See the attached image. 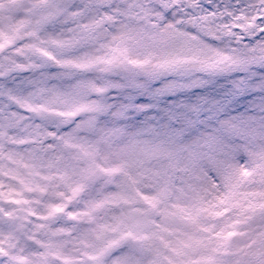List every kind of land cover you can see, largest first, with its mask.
Returning <instances> with one entry per match:
<instances>
[{"label":"snow or ice","instance_id":"snow-or-ice-1","mask_svg":"<svg viewBox=\"0 0 264 264\" xmlns=\"http://www.w3.org/2000/svg\"><path fill=\"white\" fill-rule=\"evenodd\" d=\"M205 3L207 7L204 3L200 5L205 15L215 14L221 7L213 0H205ZM125 13L114 11L108 2L34 0L19 27L10 25L0 32V144L32 147L23 137L11 134L19 116L29 112L32 118L42 122L35 130L38 139L33 143H39L44 151L57 143L70 145L73 137L61 136L63 128L71 132L72 126L89 120L99 111L98 106L89 102L93 97L99 101L106 95L104 84L77 78L87 73L107 74L124 66L129 71L157 77L152 81L153 85L159 84L163 88L171 83L164 73L182 70L189 63L211 66L243 58L264 67V16L257 18V27L250 30L255 35L251 36L234 30L231 36L217 32L207 40H199L195 32L159 24L154 17L149 18L152 26L144 33L128 28L118 33L108 32L110 25L116 22L115 16ZM183 22L182 19L180 23ZM57 25L62 31L51 32L50 29ZM236 35H240L238 41ZM224 39H228L229 45L235 43V47L221 48L216 43H209ZM138 47L142 51L138 58H133ZM36 73H39L38 77ZM261 79L264 81V77ZM55 80L72 83L60 87L51 84ZM239 93L240 89L234 88L219 99H210L204 94L188 111L173 114L168 124L173 139L183 137L185 131L215 121L212 130L194 139L190 154L179 161L185 168L198 172L203 167L201 140L211 151L219 153L228 144L230 136L238 131L229 112L242 99ZM245 94L251 93L246 90ZM169 95L177 93H162L158 98ZM147 98L152 100L155 97ZM58 106L59 111H55ZM56 117L70 118V123L64 124L59 131L44 123ZM177 121L179 128L174 127ZM9 158L28 165L38 162V153L33 157L32 154L14 152ZM214 170L217 175H211ZM109 171L116 173L118 169H103L105 175ZM204 171L211 179L209 194L205 198H185L169 204L165 202L166 190L158 188L152 195L140 192V207L115 217L111 224L97 219L95 209L100 204H92L82 210L83 218L90 225L87 229L80 227L77 213L68 205L50 204L43 217L27 209L18 215V207L27 206L29 202L17 198L20 196L18 192H9L7 196L0 192V198L7 204L0 207V225L7 229L10 238H23L27 243L32 234L30 227L32 230L43 228L38 221L61 214L74 225L77 238L84 244L81 261L72 260L56 247L48 252L38 247L29 255L17 256L0 246V264H30L32 256H47L49 252L56 257L52 264H264V192L253 194L254 200L238 202L236 191L238 177H248L252 173L247 169L225 171L213 158H209V167ZM20 174L28 175L24 170ZM112 179L120 180L123 176H113ZM217 180L220 183H216ZM24 187L32 191L29 184L25 183ZM129 191L130 185H127L121 191L109 192L105 199L127 202ZM80 192L81 187H72L66 198L71 200ZM51 237L58 240L56 229L52 230ZM2 243L3 237L0 236ZM35 243L39 245L38 241Z\"/></svg>","mask_w":264,"mask_h":264},{"label":"rangeland","instance_id":"rangeland-1","mask_svg":"<svg viewBox=\"0 0 264 264\" xmlns=\"http://www.w3.org/2000/svg\"><path fill=\"white\" fill-rule=\"evenodd\" d=\"M33 2L34 0H0V32L7 30L10 25L19 27ZM72 2L74 0H65V3ZM90 2L110 3V0H90ZM150 4L151 0H146L145 8L150 7ZM253 14L250 22L256 23L258 17L264 16V5L261 11H253ZM247 16L251 17V14ZM120 25L124 27V23ZM244 28L239 29L238 32ZM120 29L117 31L120 32ZM50 31L60 33L62 29L57 25ZM107 31L111 32L112 29L108 28ZM238 38L240 39V36ZM139 53L138 47L137 55L133 58H138ZM249 64L252 65L251 68ZM188 65L192 66L191 71L198 72L201 76H209L202 83L205 91L204 89L191 92L174 90L168 73H164V76L171 83L161 88L159 84L152 83L157 77L140 71H129L124 66L116 67L107 74L95 72L103 81L106 95L102 96V100L92 99L89 102L99 107V111L89 120L72 126L71 132L68 128H63L61 136L73 137L68 146L57 143L47 151L42 150L39 143H33L38 139L34 134L35 130L42 122L32 118L29 112H24L17 119L11 134L23 137L26 143L32 144V147L20 148L0 144V192L5 196L9 192H18L20 196L17 198L29 202L27 206L22 204L18 207V215L27 209L36 211L43 217L46 216L50 204L68 205L77 213L80 227L87 229L90 225L83 218L82 210H87L92 204H100V207L95 209L97 219L107 223L115 217L133 211L134 208L138 209L140 192L152 195L158 188L166 190L165 202L169 204L185 198L207 197L211 179L204 169L209 167V158H213L225 171L238 169L242 172L247 169L252 173L248 177H238L236 191L238 202L254 200L253 194L264 192V171H262L264 170V90L258 91L264 89V81L261 79L264 77V67H260L255 61L242 59L233 62L229 67L223 62L211 66L199 62ZM36 75L38 77L39 73ZM111 76H117L118 79L108 78ZM219 78L225 81V87L217 84ZM64 81L68 80H55L51 81V84L66 87ZM234 88L240 89L239 95L242 99L233 105L234 110H230L229 115L235 121L234 127L238 131L230 136L228 144L219 153L211 151L201 140L203 167L198 172L185 168L179 161L190 154L194 139L212 130L215 121L195 130L185 131L183 137L173 139V132L168 127L173 114L179 115L188 111L204 94H208L210 99H219L222 94L232 92ZM196 89L195 87L194 90ZM246 90L251 94H245ZM166 92L177 95L158 98L160 94ZM149 96L155 98L149 100L147 98ZM55 111H59V106ZM114 114H118V117L114 118ZM104 116H108L109 119L102 121L101 118ZM128 121L138 122L139 127L134 132L127 131L131 127L126 123ZM44 123L59 131L64 124L70 123V118L56 117ZM174 127H180L178 121ZM101 140L108 142L107 148L103 146ZM14 152L32 154L33 157L38 153V162L28 165L23 162L17 163L15 158H9ZM241 154L246 157V161L241 162ZM105 168L109 170L116 168L118 172L109 171L105 175L103 172ZM21 170L28 175H21ZM119 175H122L123 179H112L113 176ZM211 175H217V171L214 170ZM25 183L32 188L31 192L24 187ZM216 183L220 181L217 180ZM127 185H130V191L126 196L127 202H108L105 199L109 192L121 191ZM75 186L81 187V192L68 200L66 197L71 194V188ZM6 206L4 199L0 198V207ZM38 223H42L44 227L36 230L30 227L29 231L32 234L27 243L23 238H10L7 229L0 225V236L3 237L0 246L10 249L17 256L29 255L38 247L46 252L56 247L58 251L62 250L69 255L72 260H82L80 253L84 249L81 247L83 242L77 238L76 228L64 215L57 214ZM49 224L51 228L48 227ZM53 229L57 230L58 240H53L51 237ZM61 229L63 231H60ZM36 241L39 245L35 243ZM55 260L56 257L49 252L47 256H32L30 264H52Z\"/></svg>","mask_w":264,"mask_h":264},{"label":"bare ground","instance_id":"bare-ground-1","mask_svg":"<svg viewBox=\"0 0 264 264\" xmlns=\"http://www.w3.org/2000/svg\"><path fill=\"white\" fill-rule=\"evenodd\" d=\"M117 2L118 0H110V3L113 5L114 11H120L121 7L127 6L128 2L129 5L135 8V11L126 12L124 15L115 16L117 24L120 25V23H124V27L121 26V29L119 31H122L124 28H126L125 26H127L130 31L138 30L139 32L144 33L145 28L141 27V25H143L145 21H147L149 27L152 26V20L149 18H155V13H145V11L142 10L143 8H145L146 0H120L118 3ZM213 2L221 6L220 9L215 12V14L209 13L205 15L203 12H201L200 9H197L198 15L191 16L184 22L195 26L206 36H215L217 32H222L227 36H231L234 33V30L238 32L239 29H242L244 27L245 28L241 30L243 33H246L248 36L255 35V33L250 30L257 27V21L256 23H253L250 22V20L254 16L253 11L262 10L264 0H213ZM201 3H204V6L207 7V3H205V0H201ZM137 5H139L140 7H136ZM249 13L251 14V17L247 16L249 15ZM238 14H240V16H237ZM144 15L146 18L144 17ZM231 28L232 31H230ZM239 36L240 35H236L237 41L239 40ZM244 43H248L247 39H245ZM225 45L233 48L235 47V43L229 45L228 42ZM139 49L141 52L142 49ZM240 59H242L243 61L245 60L243 58ZM232 63L233 62H228V67ZM191 69L192 66L187 65V67L183 68L182 70L168 73L170 75V79H172L174 90L181 89L184 92H191L204 89L202 83L209 76H201L198 72L191 71ZM224 82L225 81L222 78H219V80H217L218 85H222L225 87ZM195 87L197 88L196 90H194ZM203 91H205V89ZM198 95H201V93H198ZM113 117L117 118L118 114H114ZM101 142L105 148L108 147V142L106 140H101ZM113 220L107 223L111 224L113 223ZM81 247L84 248V245L82 243Z\"/></svg>","mask_w":264,"mask_h":264},{"label":"clouds","instance_id":"clouds-1","mask_svg":"<svg viewBox=\"0 0 264 264\" xmlns=\"http://www.w3.org/2000/svg\"><path fill=\"white\" fill-rule=\"evenodd\" d=\"M201 0H151L150 7L143 8V11L152 12L155 13V18L159 24H163L165 26L171 27L176 26L181 29H183L185 32L193 33L195 32L199 40H207L208 36H206L203 33L199 32L198 28H194L192 25L183 22L180 23V21L183 19V21H186L189 17L198 15L197 9H200ZM136 7H140L137 5ZM121 13L135 11V8H133L131 5L123 6L121 7ZM161 17H163L161 19ZM141 27L145 29H150V27L147 24V21ZM110 28L112 29L111 33H118V29L121 28V25L114 23L110 25ZM228 39L219 40V41H209V43H216L218 47L223 48L226 43H228ZM51 71H55V69H50ZM77 78L80 79H91L95 80L98 84L102 85L103 81L98 78V74L93 73H87L82 76H79ZM110 79H118L117 76H111L108 77ZM65 85H68L72 83V81H64ZM92 99H96V97H93ZM109 119L108 116H104L101 118L102 121H107ZM125 123V122H120ZM131 125L127 129L129 132H134L137 127H139L138 122H132L128 121L126 122ZM241 162L246 161V157L241 154L240 156Z\"/></svg>","mask_w":264,"mask_h":264}]
</instances>
